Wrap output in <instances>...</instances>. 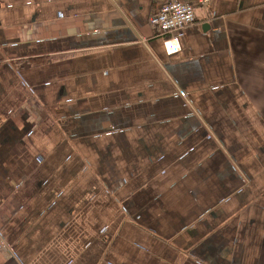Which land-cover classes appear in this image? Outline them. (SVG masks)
<instances>
[{
	"label": "crops",
	"instance_id": "obj_1",
	"mask_svg": "<svg viewBox=\"0 0 264 264\" xmlns=\"http://www.w3.org/2000/svg\"><path fill=\"white\" fill-rule=\"evenodd\" d=\"M167 1L0 0V264H264V0Z\"/></svg>",
	"mask_w": 264,
	"mask_h": 264
},
{
	"label": "built area",
	"instance_id": "obj_2",
	"mask_svg": "<svg viewBox=\"0 0 264 264\" xmlns=\"http://www.w3.org/2000/svg\"><path fill=\"white\" fill-rule=\"evenodd\" d=\"M195 22L194 6L179 0H168L163 3L151 17V24L160 30L161 36L167 38L165 44L170 51L169 46L173 41H177L179 35Z\"/></svg>",
	"mask_w": 264,
	"mask_h": 264
}]
</instances>
